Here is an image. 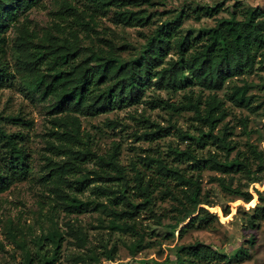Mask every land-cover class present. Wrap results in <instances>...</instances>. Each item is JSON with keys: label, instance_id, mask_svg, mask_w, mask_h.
<instances>
[{"label": "trees", "instance_id": "1", "mask_svg": "<svg viewBox=\"0 0 264 264\" xmlns=\"http://www.w3.org/2000/svg\"><path fill=\"white\" fill-rule=\"evenodd\" d=\"M89 1L94 9L88 21L84 20L83 10L69 3H62L64 7L56 15L67 25L55 24L62 31V36L46 34L42 42H32L27 24L20 23V17L39 6L41 0H0V85L13 78L5 58L6 33L11 27H16L18 34L14 56L17 70L27 78L29 88L34 93L42 99L53 100L50 110L53 115H59L53 120L56 126L66 125L68 119H71L70 130H53L50 137L54 141H47L49 151L63 153L69 160L61 165L52 163L50 174L45 179L55 180L57 184L63 185L66 175L79 173L83 168V161H95L97 166L91 171L95 175L93 180L88 177L89 172L74 176L69 185L72 187L69 194L63 197L67 209L77 213L86 211L91 202L83 201L79 195L90 188L92 183H97L91 187L92 194L97 200L104 198L108 203L97 202L95 205L106 209L107 215L111 216L108 226L111 230L130 234L134 238L137 235L138 238L132 244V253H135L144 244L143 236L132 220L140 213L141 208L153 213L152 193L157 184L165 189L164 193L174 202L171 208L174 215L171 218L175 222L168 223L166 227L175 230L180 223L189 219L180 234L189 227L208 228L209 218H216L206 208L199 207L212 202L202 195L198 174L195 175L193 171L199 173L207 168L218 172L222 176L215 179L224 192L249 202L252 195L247 186L264 178V152L252 143H246L244 150H236V143L227 139L228 133H214L226 116L224 102L216 92L224 87L229 78L254 70L256 59L264 50V14L256 8H245L241 19L234 16L218 18L213 27L193 36L189 32L181 33L183 19L192 17L200 20L201 17H211L215 14V9L199 7L188 12L180 11L174 17L165 18L152 29L138 56L122 60L113 43L108 40H103L105 49L85 50L80 44L78 32L81 27L89 28L97 11L111 7L116 8L112 19L117 24L129 27L150 26L152 15L140 8L143 3L150 5V0ZM159 13L161 15L166 12L163 10ZM26 19L25 17V21ZM169 55L170 59H167ZM150 86L170 90L190 88V93L184 95L183 100L178 103L160 98H153L149 103L169 107L177 113L192 112L198 135L194 138L185 134L183 138L192 142L184 149L170 146L171 160L161 154L156 158L147 156V165L155 169V176L146 179L145 174L137 171L132 180H129L118 161V147H113L107 154L92 151L89 143L81 140L75 126L78 120L73 114L95 116L137 105L143 101L146 88ZM193 87L207 90L210 94L206 97L195 95L191 90ZM227 96L237 105L250 107V97L246 94L245 86H231ZM7 119L20 121L15 117ZM222 125L226 131L228 126ZM242 125L245 127L243 121ZM158 131L160 129L149 135H156ZM23 140L21 132L6 131L0 118V193L7 191L14 183L27 179L31 173ZM74 145L77 148L74 149ZM206 146H212L214 150L200 154L197 147L202 150ZM233 151L235 154L231 156ZM184 163L188 168L181 167ZM230 174H239L246 179V188H242L240 181L237 186L232 187L231 182H227L225 178ZM256 193L260 198L259 192ZM136 197L142 200L135 202ZM222 211L227 214L224 208ZM160 216L156 215L158 221ZM74 235L79 241H83L76 232ZM40 237L34 253L25 251V264H55L57 261L61 235L53 231ZM43 241H49L52 248H42ZM243 254L242 250H238L233 259L237 261ZM104 258L110 261L112 256L108 252L104 254ZM207 259L221 260L223 264H228L232 258L213 250L205 243L195 242L179 247L175 256H169L161 263H135L195 264L196 261ZM93 261L100 264L99 257H95Z\"/></svg>", "mask_w": 264, "mask_h": 264}, {"label": "rangeland", "instance_id": "2", "mask_svg": "<svg viewBox=\"0 0 264 264\" xmlns=\"http://www.w3.org/2000/svg\"><path fill=\"white\" fill-rule=\"evenodd\" d=\"M150 2V5L143 3L140 7L146 14L152 15L150 26L146 27L117 24L112 19L115 7L100 9L94 14L89 28H80L78 36L81 46L85 50L105 49L103 40H108L113 43L122 60H129L139 55L146 42V36L155 26L165 18L174 17L180 11L188 12L199 7L215 9V14L211 17H201L200 20L192 17L183 19L181 33L189 32L193 36L213 27L218 18L234 16L241 19L245 8H256L264 14V0H150ZM62 3H69L83 10L85 21H88L94 9L89 0H41L39 6L20 17V23L27 24L32 42H42L46 34L62 36V31L55 27V24L67 25L56 15L58 10L64 7ZM163 10L166 13L159 15V11ZM262 18L264 19V16ZM17 34L16 27H11L6 33L5 58L13 78L0 85V118L6 131L21 132L24 135L22 143L28 155L31 173L27 179L14 183L7 191L0 193V264H25V251L34 253L40 236L53 231L61 235V247L55 264H98L93 261L95 257H99L100 264H136L135 262L140 261L161 263L169 256H175L179 247L195 242L205 243L213 250L232 258L228 264H264V178L247 186L252 199L244 202L221 189L215 179L222 176L218 172L207 168L199 173L193 171L195 175L198 174L202 195L212 202L199 207L206 208L216 218H209L208 228L189 227L182 234L180 230L186 226L189 219L180 223L175 230L166 227L168 223L175 222L171 218L174 215V212H171L174 202L164 193L165 189L157 184L156 190L152 193L151 209L154 215L148 209L141 208L140 213L132 220L143 236L144 244V247L135 253H132L134 250L132 244L138 238L137 235L134 238L130 234L111 230L108 227L111 216L107 215L106 209L95 205L97 202L108 203L104 198L97 200L92 194L91 187L97 183H92L90 188L79 195L83 201L91 202L86 211L77 213L67 209L63 197L69 194L72 188L69 185L73 182L74 176L89 172L88 177L93 180L95 175L91 171L97 166L95 161H81L83 168L76 175H66L63 185L57 184L55 180L45 179V176L50 174L52 163L61 165L69 160L63 153L49 151L47 141H54L53 137H50L53 130L57 132L70 130L71 119H68L66 125L56 126L53 120L59 115H53L50 110L53 100L42 99L34 93L29 88L27 78L17 70L14 56ZM170 56L167 59H170ZM256 61L251 73L229 78L224 87L216 92L224 102L226 116L214 133L220 135L228 133L227 139L236 143V150H244L246 143H252L264 152V50ZM233 85L246 87L250 107H242L228 99L227 95ZM191 90L195 95L202 97L210 94L199 87H193ZM189 93L190 88L170 90L150 86L146 88L143 101L137 105L95 116L73 114L78 120L75 126L81 140L88 142L92 151L98 154H107L117 146L118 161L125 169L129 180H132L137 171L145 174V178L148 179L149 176H155V169L147 165V156L156 158L161 154L171 160L170 146L184 149L192 141L183 136L187 134L196 138L198 135L192 112L177 113L169 107H158L149 102L153 98H160L170 103H178ZM8 117L19 118L20 121L7 119ZM222 124L228 126L226 131ZM158 129L160 131L156 135H149ZM197 149L200 154H205L207 150L213 151L214 147ZM234 154L235 151L231 156ZM181 167L188 168L186 163ZM225 178L227 182H231L232 187L237 186L240 181L242 188H246L247 181L239 174H230ZM256 192H259L260 198ZM141 200L136 197L135 202ZM223 208L227 210V214L223 213ZM197 214L198 212L195 215ZM156 215L157 217L161 215L160 221ZM74 231L83 238V241L76 238ZM42 248L51 249L52 245L49 241H43ZM238 250H242L244 254L236 261L233 257ZM108 252L112 256L110 261L104 258V254ZM223 263L221 260L207 259L196 261L195 264Z\"/></svg>", "mask_w": 264, "mask_h": 264}]
</instances>
